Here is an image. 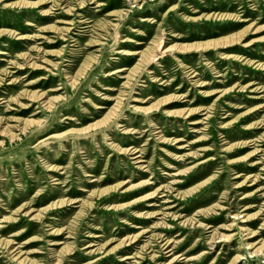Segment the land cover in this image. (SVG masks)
I'll return each instance as SVG.
<instances>
[{
	"label": "rangeland",
	"instance_id": "374dc122",
	"mask_svg": "<svg viewBox=\"0 0 264 264\" xmlns=\"http://www.w3.org/2000/svg\"><path fill=\"white\" fill-rule=\"evenodd\" d=\"M0 50V264H264V0H0Z\"/></svg>",
	"mask_w": 264,
	"mask_h": 264
},
{
	"label": "bare ground",
	"instance_id": "6f19581e",
	"mask_svg": "<svg viewBox=\"0 0 264 264\" xmlns=\"http://www.w3.org/2000/svg\"><path fill=\"white\" fill-rule=\"evenodd\" d=\"M161 42V41H160ZM159 44H161V43H159ZM159 49V48H158ZM164 50H166V48L164 49ZM118 52H123V53H127V54H131V53H136L137 51H134V50H125V49H118L117 50ZM0 52H2V50H0ZM124 69V67H120V68H117V69H115L116 71H120V70H123ZM111 72H114V71H111ZM119 76H123V75H119ZM252 90V89H251ZM249 96H252V97H258L259 95H249ZM96 106H99V107H102L103 105L102 104H98V105H96ZM33 121H37L36 119H29L25 124H31ZM22 129H23V127H22ZM136 156H138V155H134L133 157L134 158H136ZM136 161H139V160H136ZM142 163V162H141ZM252 164H254V163H252ZM149 182H151V181H147V182H145V183H149ZM151 196H153V194H150V195H148V197L147 198H149V197H151ZM149 205L151 204V203H148ZM245 225V224H244ZM254 233H252V234H250V236H252ZM255 236V235H254ZM247 247L249 248V247H251V244H249V243H247ZM253 255H255V253L253 254ZM252 255V256H253Z\"/></svg>",
	"mask_w": 264,
	"mask_h": 264
}]
</instances>
